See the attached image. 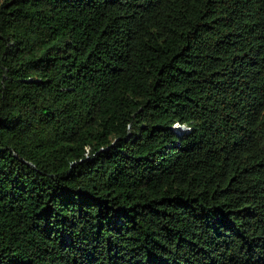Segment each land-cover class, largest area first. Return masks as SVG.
Masks as SVG:
<instances>
[{"label":"trees","instance_id":"obj_1","mask_svg":"<svg viewBox=\"0 0 264 264\" xmlns=\"http://www.w3.org/2000/svg\"><path fill=\"white\" fill-rule=\"evenodd\" d=\"M0 264H264V0H0Z\"/></svg>","mask_w":264,"mask_h":264},{"label":"built area","instance_id":"obj_2","mask_svg":"<svg viewBox=\"0 0 264 264\" xmlns=\"http://www.w3.org/2000/svg\"><path fill=\"white\" fill-rule=\"evenodd\" d=\"M174 127H175V128H181V129H183V130H186V129H187L186 126H184V125L181 126V125H179V124H175Z\"/></svg>","mask_w":264,"mask_h":264},{"label":"clouds","instance_id":"obj_3","mask_svg":"<svg viewBox=\"0 0 264 264\" xmlns=\"http://www.w3.org/2000/svg\"><path fill=\"white\" fill-rule=\"evenodd\" d=\"M181 130V128H179Z\"/></svg>","mask_w":264,"mask_h":264},{"label":"rangeland","instance_id":"obj_4","mask_svg":"<svg viewBox=\"0 0 264 264\" xmlns=\"http://www.w3.org/2000/svg\"><path fill=\"white\" fill-rule=\"evenodd\" d=\"M181 130H183V129H181Z\"/></svg>","mask_w":264,"mask_h":264}]
</instances>
